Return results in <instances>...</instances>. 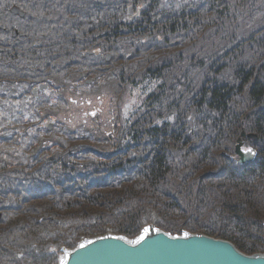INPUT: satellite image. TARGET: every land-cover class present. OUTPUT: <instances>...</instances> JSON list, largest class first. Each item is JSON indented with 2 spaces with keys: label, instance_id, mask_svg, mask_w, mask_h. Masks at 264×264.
<instances>
[{
  "label": "trees",
  "instance_id": "16d2710c",
  "mask_svg": "<svg viewBox=\"0 0 264 264\" xmlns=\"http://www.w3.org/2000/svg\"><path fill=\"white\" fill-rule=\"evenodd\" d=\"M59 1L0 14V264L147 225L263 252L264 0ZM138 87L125 117L67 126L83 98ZM242 130L259 141L239 165Z\"/></svg>",
  "mask_w": 264,
  "mask_h": 264
},
{
  "label": "water",
  "instance_id": "95a60500",
  "mask_svg": "<svg viewBox=\"0 0 264 264\" xmlns=\"http://www.w3.org/2000/svg\"><path fill=\"white\" fill-rule=\"evenodd\" d=\"M12 12L21 15L15 7ZM234 152L240 164L251 159L239 143ZM57 264H264V253L248 255L224 239L148 226L134 239L111 233L82 240L64 249Z\"/></svg>",
  "mask_w": 264,
  "mask_h": 264
},
{
  "label": "rangeland",
  "instance_id": "374dc122",
  "mask_svg": "<svg viewBox=\"0 0 264 264\" xmlns=\"http://www.w3.org/2000/svg\"><path fill=\"white\" fill-rule=\"evenodd\" d=\"M207 44L209 46H213L214 41H210ZM140 90V87H138L137 91L132 88H127L121 93L118 98L108 90H105L100 94H94V96H89L85 99L83 98L81 101L82 104L67 111V119L64 118L65 122L67 126L73 128V126H76L78 123L90 122L97 115L100 116V118L104 122L112 121L113 119H115L116 112L117 115L120 114L121 117H124L128 114L130 107L135 106L138 103L137 98L140 95ZM116 99H118L119 102H116ZM115 123V126L117 127L118 123ZM248 148L249 147L247 146L243 147L244 150ZM250 158L251 160H249V162L252 163L254 158ZM91 237L92 236H89V238ZM89 238H83L79 241L86 240ZM79 241L76 243V245L79 243Z\"/></svg>",
  "mask_w": 264,
  "mask_h": 264
},
{
  "label": "snow or ice",
  "instance_id": "6c2138e0",
  "mask_svg": "<svg viewBox=\"0 0 264 264\" xmlns=\"http://www.w3.org/2000/svg\"><path fill=\"white\" fill-rule=\"evenodd\" d=\"M245 151H246V153H247L248 155H254V154H255L251 148L246 149ZM145 231H147V229H145ZM185 235H187V234H185ZM142 238H143V237H142Z\"/></svg>",
  "mask_w": 264,
  "mask_h": 264
},
{
  "label": "bare ground",
  "instance_id": "6f19581e",
  "mask_svg": "<svg viewBox=\"0 0 264 264\" xmlns=\"http://www.w3.org/2000/svg\"><path fill=\"white\" fill-rule=\"evenodd\" d=\"M235 140H236L235 144L236 143H240V144L242 143V140H240V137L236 138Z\"/></svg>",
  "mask_w": 264,
  "mask_h": 264
},
{
  "label": "flooded vegetation",
  "instance_id": "af4514ba",
  "mask_svg": "<svg viewBox=\"0 0 264 264\" xmlns=\"http://www.w3.org/2000/svg\"><path fill=\"white\" fill-rule=\"evenodd\" d=\"M25 3V1L23 2H18L19 5L23 6V4Z\"/></svg>",
  "mask_w": 264,
  "mask_h": 264
}]
</instances>
